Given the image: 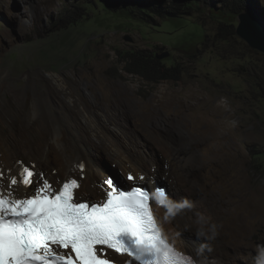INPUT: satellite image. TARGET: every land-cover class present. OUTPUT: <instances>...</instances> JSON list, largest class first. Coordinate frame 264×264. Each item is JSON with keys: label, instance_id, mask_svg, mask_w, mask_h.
<instances>
[{"label": "rangeland", "instance_id": "rangeland-1", "mask_svg": "<svg viewBox=\"0 0 264 264\" xmlns=\"http://www.w3.org/2000/svg\"><path fill=\"white\" fill-rule=\"evenodd\" d=\"M109 1L0 0L1 91L19 92L28 85V109L20 106L18 119L33 118L29 113L38 99L42 115L30 124L49 126L52 105L45 81L65 76L74 67L76 72L68 73L78 81L75 98L89 124L138 143L162 171V144L190 156L195 182L204 184L198 189L203 211L224 204L223 215L229 216L245 200L250 205L249 218L227 239L229 248L218 249L214 256H208L213 245L204 244L202 233L195 235L193 224L185 223L184 237L199 255H206L210 264H264V55L236 34L226 41L217 36L220 22L236 30L237 0H192L195 5L177 18L166 15L172 0H124L127 14L112 12ZM238 2L247 3L264 24V0ZM188 45L198 46L197 53L184 55L181 50ZM141 50L169 52L162 61L168 67L179 63L181 80L153 85L128 75L123 57ZM38 77H43L41 85L34 80ZM32 126L27 130L33 132ZM81 127L102 172L126 181L127 173L119 169L108 141L87 123ZM139 182L151 189L158 182L165 184L173 202L165 179L151 185ZM94 200L98 197L87 201Z\"/></svg>", "mask_w": 264, "mask_h": 264}, {"label": "bare ground", "instance_id": "bare-ground-1", "mask_svg": "<svg viewBox=\"0 0 264 264\" xmlns=\"http://www.w3.org/2000/svg\"><path fill=\"white\" fill-rule=\"evenodd\" d=\"M70 71L76 72L73 67L72 70L67 71L65 76L56 75L45 81L48 85V99L52 105L48 110L50 115L47 117L49 126L44 123L32 124L35 126L33 132L27 128H31L30 123L39 121L43 109L40 106L41 103L38 99L37 102L32 103V112L29 114L33 118H29L28 121L24 117L18 119V108L21 106L28 109L29 100H25L28 85L19 92L3 93L0 82V168L5 176V179H0V188L7 185L9 176L18 175L21 168L20 162L34 168L37 176L43 173L44 178L53 185L54 189H59L62 182L72 176L80 179L81 173L76 165L84 163L83 179H80L81 187L77 192V197L83 201L96 197L103 198L104 188H106L104 181L108 179V176L102 172L99 160L94 154L93 145L85 139V129L81 127L85 122L90 130L93 129L96 135L106 139L112 146L116 153L115 162L118 163L121 171L127 173V177L132 174L135 180L149 183V185L162 178L169 183L173 202L169 203L170 196H168L165 207L161 209L155 207L158 225L173 247L179 251H184V249L192 251L198 264H210L206 255H199L198 248L184 237L185 223L193 224L192 229L194 228L195 235L202 233L204 244L207 242L213 245L211 247L213 250L208 256H214L218 249L229 248L227 239L232 232H235L237 224L249 218L250 205L245 200L244 206L237 208L235 213L229 215L230 217L228 214L223 215L224 204L208 205L203 211L199 205L198 189L204 184L202 181L201 185L195 182L197 176L195 177L189 165L191 157L185 158L169 143L162 144L164 145L163 157L166 160L165 169L162 171L154 165L152 158L138 143L115 135L110 132L111 130L107 132L102 125L89 124L88 119H84L78 107L79 102L75 98L78 81L68 73ZM34 80L41 85L43 77ZM38 111L40 115L35 119L34 116ZM90 122H94V119H90ZM131 149L134 152H131ZM132 170L133 173H130ZM218 170L222 171L220 168ZM140 176L144 179L140 180ZM37 186L33 184L32 189ZM32 189H24L20 186L16 191L23 196L31 195ZM230 192L235 193V190ZM241 212L245 215L242 216ZM223 216H228L225 223L220 220ZM210 225L220 231H216ZM218 241L221 243L216 245Z\"/></svg>", "mask_w": 264, "mask_h": 264}, {"label": "snow or ice", "instance_id": "snow-or-ice-1", "mask_svg": "<svg viewBox=\"0 0 264 264\" xmlns=\"http://www.w3.org/2000/svg\"><path fill=\"white\" fill-rule=\"evenodd\" d=\"M20 164L18 175L0 188V264H114L107 250L131 258L128 264H194L165 238L147 189L123 190L108 178L103 199L90 203L76 194L84 163L76 165L80 179H66L58 191L43 173ZM20 186L32 194L19 195Z\"/></svg>", "mask_w": 264, "mask_h": 264}, {"label": "trees", "instance_id": "trees-1", "mask_svg": "<svg viewBox=\"0 0 264 264\" xmlns=\"http://www.w3.org/2000/svg\"><path fill=\"white\" fill-rule=\"evenodd\" d=\"M124 0H110L107 2L112 12H123L124 8L127 6ZM240 0L235 2V6L233 9L234 15L238 16L245 10L252 11L251 7L248 6L247 3H241ZM191 3V4H190ZM195 3L192 0H172V2L168 6L167 17H184L186 10L190 9L191 6H194ZM127 11H124L127 14ZM131 11V10H130ZM129 12V11H128ZM138 18V17H137ZM135 18V19H137ZM140 19V18H138ZM73 22H76L74 20ZM72 23V22H70ZM230 28V31L228 29ZM223 36L224 40L228 35H235V27L234 25H225L223 22H220V27L218 28L217 36ZM204 45H207V41H205ZM198 46L188 45L184 47L181 51L184 55L188 54L190 51L197 53ZM157 53H153L151 51H136L129 52L123 57V61L126 63L125 72L128 75L137 76L146 83L149 84H159L161 82H178L182 77V69L180 68V64H174L171 67L165 65L163 61H159L156 59L155 55Z\"/></svg>", "mask_w": 264, "mask_h": 264}, {"label": "water", "instance_id": "water-1", "mask_svg": "<svg viewBox=\"0 0 264 264\" xmlns=\"http://www.w3.org/2000/svg\"><path fill=\"white\" fill-rule=\"evenodd\" d=\"M259 19V17L249 10L243 11L237 16L238 25L235 34L251 49L264 55V24ZM126 40L131 42L129 37ZM155 57L157 60L162 61L168 59L170 53L164 52L161 55L156 54Z\"/></svg>", "mask_w": 264, "mask_h": 264}, {"label": "clouds", "instance_id": "clouds-1", "mask_svg": "<svg viewBox=\"0 0 264 264\" xmlns=\"http://www.w3.org/2000/svg\"><path fill=\"white\" fill-rule=\"evenodd\" d=\"M237 25H238V22H237ZM158 54V53H157ZM132 175V174H131ZM133 176V175H132ZM134 177V176H133ZM109 178V177H108ZM112 180H113V182L118 186V187H120L121 189H123V190H127V189H129V188H131L133 185H135V186H140V187H143V188H145V189H147L148 190V192H149V195H150V203H151V206H152V209H153V213H154V215H155V217H156V219H157V222H158V218H157V215H156V213H155V207L156 208H159V209H161V208H163V207H165V205H166V203H167V198H168V196H170V194H169V191H168V187L165 185V184H162L161 182H158L155 186H154V188L153 189H151L149 186H147V185H145V184H143V183H141V182H137V181H135V179L134 180H132V181H129L128 180V178H127V176H126V181H124L123 179H121V178H118V177H116V176H114V175H111V177H110ZM130 184H131V186H130ZM62 185V184H61ZM53 186V185H52ZM61 187V186H60ZM162 189V190H164V192H165V195H163V196H161V195H159L158 193H157V189ZM57 191L59 190V189H56ZM77 192H78V190H77ZM77 194V193H76ZM103 198H100V199H98V200H94V201H88V202H90V203H96V202H98V201H100V200H102ZM174 249L177 251V252H179V253H182V254H184L186 257H190L193 261H194V264H198V261L196 260V258L192 255V254H190V253H188V252H185V251H179V250H177L175 247H174ZM106 256H107V258L109 259V260H111V261H113L115 264H128V262L131 260V258H129V257H127L126 255L125 256H118L117 254H115V253H111V252H108V251H106ZM133 264H134V262H133Z\"/></svg>", "mask_w": 264, "mask_h": 264}]
</instances>
